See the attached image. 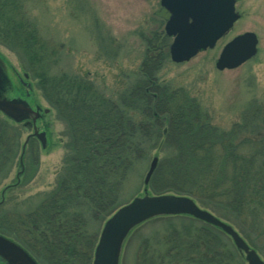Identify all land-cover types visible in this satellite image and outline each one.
Wrapping results in <instances>:
<instances>
[{"label": "trees", "instance_id": "trees-1", "mask_svg": "<svg viewBox=\"0 0 264 264\" xmlns=\"http://www.w3.org/2000/svg\"><path fill=\"white\" fill-rule=\"evenodd\" d=\"M163 23L161 18L142 35L138 70L110 97L85 75L52 72L55 51L40 38L22 1L0 0V45L18 56L68 137L64 166L50 195L19 215L0 210V233L39 264H91L96 239L88 233V218L105 221L126 202L121 196L128 174L154 148L163 155L148 183L153 194L193 198L264 257V102L247 109L229 130L213 125L185 88L159 79L170 42ZM25 126L0 114V181L19 165ZM36 154V139L29 137L23 165ZM149 221L161 222L162 228L139 242L134 264L243 261L233 243L225 242L230 238L209 223L164 215L142 224Z\"/></svg>", "mask_w": 264, "mask_h": 264}, {"label": "rangeland", "instance_id": "rangeland-1", "mask_svg": "<svg viewBox=\"0 0 264 264\" xmlns=\"http://www.w3.org/2000/svg\"><path fill=\"white\" fill-rule=\"evenodd\" d=\"M21 1L40 38L55 51L52 72L85 75L110 97L127 85L138 70L144 49L142 35L149 33L161 18L164 22L167 17L159 0ZM235 9L239 18L212 48L180 63L173 62L168 53L158 72L162 82L183 87L194 96L209 115L211 123L223 130H229L235 122H240L243 113L251 106L264 102V0H236ZM245 31L256 34L255 55L235 68L217 70L214 63L223 45ZM0 56L9 66L7 71L16 92L23 96V88L16 78L17 73L21 75L24 72L18 56L3 45H0ZM29 81L33 84L31 94L35 101L42 107H49L40 97L34 81ZM43 122L49 144L41 148L35 138L36 158H27L23 173L20 165H15L0 181V210L5 215H19L34 209L50 195L63 169L64 143L68 138L62 135L64 125L56 119L51 108ZM31 132L28 125L22 129L21 143ZM162 155L163 151L154 148L135 163L125 181L121 201L127 202L142 195L143 178L149 163L153 156L158 160ZM147 193L153 194L148 185ZM88 219V233H92L97 242L104 220ZM142 222L125 237L118 264H134L139 242L144 237L151 238L162 228L161 222ZM225 242L231 244L232 241L225 238ZM241 261V264H246L244 256Z\"/></svg>", "mask_w": 264, "mask_h": 264}, {"label": "water", "instance_id": "water-1", "mask_svg": "<svg viewBox=\"0 0 264 264\" xmlns=\"http://www.w3.org/2000/svg\"><path fill=\"white\" fill-rule=\"evenodd\" d=\"M168 12L163 30L171 37L168 46L170 59L180 63L189 60L199 51L212 48L239 18L235 0H159ZM257 37L245 31L232 37L221 48L216 60L218 70L235 68L256 53ZM9 66L0 57V112L15 122L31 121L34 135L41 147L47 144L46 133L38 130L36 122L48 108H41L28 100L31 86H26L24 96L14 94V86L8 74ZM27 77V74H23ZM7 93H11L8 96ZM22 144V151L25 147ZM22 164V159L20 158ZM153 156L143 178V194L119 206L105 220L98 236L91 264H118L122 243L128 232L140 222L159 215H190L218 227L230 237L236 249L244 256L246 264H264L258 252L250 247L231 224L209 210L199 206L193 198L174 194H148L147 185L156 167ZM0 262L2 264H38L18 243L0 233Z\"/></svg>", "mask_w": 264, "mask_h": 264}, {"label": "flooded vegetation", "instance_id": "flooded-vegetation-1", "mask_svg": "<svg viewBox=\"0 0 264 264\" xmlns=\"http://www.w3.org/2000/svg\"><path fill=\"white\" fill-rule=\"evenodd\" d=\"M42 118H43V117H41V118L39 119V121H38V122H39V125H38V127H39V129H42V130H44V129H45V128H44V127H45V125H44V122H43ZM41 126H42V128H41Z\"/></svg>", "mask_w": 264, "mask_h": 264}, {"label": "bare ground", "instance_id": "bare-ground-1", "mask_svg": "<svg viewBox=\"0 0 264 264\" xmlns=\"http://www.w3.org/2000/svg\"><path fill=\"white\" fill-rule=\"evenodd\" d=\"M242 237V236H241ZM243 238V237H242ZM244 239V238H243ZM245 240V239H244Z\"/></svg>", "mask_w": 264, "mask_h": 264}]
</instances>
